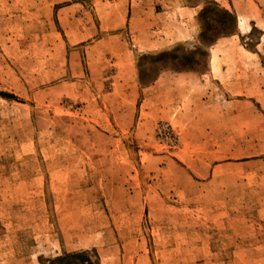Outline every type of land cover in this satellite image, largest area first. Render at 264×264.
I'll return each mask as SVG.
<instances>
[{
	"label": "rangeland",
	"instance_id": "374dc122",
	"mask_svg": "<svg viewBox=\"0 0 264 264\" xmlns=\"http://www.w3.org/2000/svg\"><path fill=\"white\" fill-rule=\"evenodd\" d=\"M225 33L214 54L257 51L264 64V0H0V264H161L156 241L206 245L210 232L170 233L165 214L255 212L263 111L244 107L216 143L140 106L163 72L207 70ZM149 39L163 46L139 53ZM126 53L133 73L118 65Z\"/></svg>",
	"mask_w": 264,
	"mask_h": 264
},
{
	"label": "crops",
	"instance_id": "0c3cea01",
	"mask_svg": "<svg viewBox=\"0 0 264 264\" xmlns=\"http://www.w3.org/2000/svg\"><path fill=\"white\" fill-rule=\"evenodd\" d=\"M238 25L241 33L250 32V25L245 19L241 20L239 17ZM242 28L246 32H243ZM176 36H178L176 41H182L192 37V34L185 31L179 32ZM221 39H218L210 47L209 66L204 72L196 70L166 71L159 75L154 82L141 88L140 106L147 118L153 120L174 118L176 122L183 125L185 123L187 134L193 135V141L210 142L215 139L217 134L218 141L216 143H223L229 134H227L228 120L233 121L235 133H237V126H242L244 107L260 109L263 111L261 114L264 117V64L262 57L257 51L245 50L242 52L238 48L237 53L229 56L230 59L224 60L220 55L214 54L221 47L223 49L226 47V45H222ZM262 39L264 41V36ZM161 44L159 39H149L146 43L139 42L136 48L139 53H143L142 50L145 49L157 50L163 46ZM126 57L128 59L126 63L124 64L121 59L118 65L130 68V72L133 73V66L135 67L133 58L130 53H126ZM121 71L119 68L118 72ZM238 130L241 132V128ZM199 135H203L204 138L201 139ZM204 202H206L204 205L208 206L244 205V201ZM251 202H254L252 205L258 207L254 213L230 212L229 210L221 212L218 209L210 208L207 211L213 215L201 224L179 222L175 220L177 219L176 215L165 214L164 217L170 225V233L185 227L190 230L194 229V231L200 227L208 228L210 232L206 245H176L173 239L169 245H159L156 241V254L169 255L165 258L160 257L161 264H264V201ZM185 254L192 256L178 257V255Z\"/></svg>",
	"mask_w": 264,
	"mask_h": 264
},
{
	"label": "trees",
	"instance_id": "16d2710c",
	"mask_svg": "<svg viewBox=\"0 0 264 264\" xmlns=\"http://www.w3.org/2000/svg\"><path fill=\"white\" fill-rule=\"evenodd\" d=\"M223 12H224V14H225L226 16H228V17H233L232 14L229 12V10L223 9ZM201 14H202V13H201ZM233 18H235V16H234ZM227 34L230 35L229 33H225V34H223V35L220 36V37L222 38V37H224V35L226 36ZM204 36H205V34H204ZM202 37H203V35H202ZM218 39H220V38L218 37V38H216V40L212 41L209 47H211L212 45H214V43H215ZM189 71H190V70H189ZM176 72H177V71H176ZM179 72H180V71H179ZM73 256H74V255H73ZM73 256H70V257H68V258H71V257H73Z\"/></svg>",
	"mask_w": 264,
	"mask_h": 264
}]
</instances>
